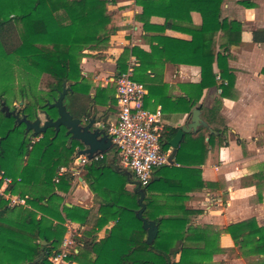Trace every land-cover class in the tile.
I'll return each instance as SVG.
<instances>
[{
  "label": "trees",
  "instance_id": "trees-1",
  "mask_svg": "<svg viewBox=\"0 0 264 264\" xmlns=\"http://www.w3.org/2000/svg\"><path fill=\"white\" fill-rule=\"evenodd\" d=\"M113 2L0 0V79L14 74L18 68L23 81L18 91L24 103L21 111L30 120L37 118L38 109L58 100L64 85L68 90L64 100L67 110L74 118L87 117L88 102L96 101L98 95L93 100L90 87L82 83L81 62L88 53L105 60L111 39L119 29V17L110 12ZM224 2L136 0L142 8L136 20L143 24L151 51L125 49L117 62L118 70L124 73L129 57L134 55L139 63L134 79L160 85L168 63L201 69V81L190 86L188 97L166 98L168 86L163 85L151 87L146 98V107L149 99L157 98L155 106L161 104L165 111L169 107L181 116L195 110L202 114L199 130L185 134L175 153L179 167L159 168L158 179H152L145 188L143 217L159 226L154 242L147 243V232L136 215L140 210L139 194L126 188L131 182L129 172L109 166L106 159L86 166L84 179L101 199L98 215L91 219V211L80 206L68 207L59 195L68 194L74 181L70 171L63 175L59 171L73 164L82 145L71 141L65 128L58 135L53 128L48 129L33 143L34 137L26 133L25 125L16 124L13 117L0 111V173L14 180L9 192L27 198L31 207L26 211L11 208L0 197V264H52L50 259L61 251L67 233L66 220L91 226L80 240L83 246L79 253L70 257L79 263L215 264L216 255L226 254L232 259H250V264H264V227L256 219L230 225L225 230L216 225H194L192 217L199 212L185 206L191 192L220 187V182L202 180L201 167L207 163L209 153L212 163H219L220 150L228 144L229 127L221 112V99L231 97L235 87L236 77L229 61L233 57L231 48L242 44L243 33L240 22L222 18ZM239 3L253 8L247 0ZM193 9L201 14L199 27L193 26ZM153 17L164 19V24H152ZM167 30L185 32L191 40L168 37ZM254 42L264 43V29L254 31ZM44 74L55 82L40 89ZM214 87L221 90L220 97L211 108H199L205 92ZM9 89L12 88L6 84L0 91V108L1 102L10 104L6 98ZM178 131L179 128L165 127L161 136L164 150L171 147ZM114 154L118 156L117 150ZM254 183L262 196L264 174L256 175ZM111 223L113 226L108 228ZM103 229L105 236L100 239L98 234ZM222 233L230 235L235 248L221 247ZM91 254L92 261L82 260Z\"/></svg>",
  "mask_w": 264,
  "mask_h": 264
},
{
  "label": "crops",
  "instance_id": "crops-1",
  "mask_svg": "<svg viewBox=\"0 0 264 264\" xmlns=\"http://www.w3.org/2000/svg\"><path fill=\"white\" fill-rule=\"evenodd\" d=\"M239 1L225 0L221 13L223 19L238 21L243 26L242 44L231 48L233 57L229 61V66L236 77L235 87L230 94L231 97L221 99L223 104L221 112L227 119L229 127L228 144L220 150L219 163H212L209 153L207 163L201 167L202 180L205 183L220 182V187L214 191L207 187L202 191L191 192L185 203L189 210L199 212L192 217L194 225H216L222 230L249 219H256L259 226L264 227V190L262 196H259L254 183L256 175L264 174V43L254 42V31L264 29V0H247L253 8H247ZM110 12L119 17L117 23L119 29L111 39V47L105 53V60L85 58L81 64L82 83L90 87L89 96L95 100L98 95L96 101L88 102L89 114L91 117L100 119L105 128L117 120L118 103L115 81L121 74L117 66L120 56L125 49L135 47L147 52L151 51L150 43L145 40L143 24L136 20V16L142 12L136 0H114L110 5ZM191 17L193 26L199 27L202 24L201 14L196 10H191ZM151 23L163 25L164 19L153 17ZM165 35L191 40V36L182 31L167 30ZM132 60H136L139 65L137 58L131 55L128 66ZM41 80L55 82L47 74H44ZM200 81V67L171 63L166 64L162 78L163 85L168 86L165 92L166 98L175 100L188 97L190 86ZM145 84L149 86V89L163 87L160 84ZM220 95L221 90L217 87L209 89L202 97L199 108H211L214 100ZM157 101V98L149 99L148 108L162 107L161 104L155 106ZM162 109L165 127L180 128L190 122L193 113L181 116L175 111L171 112L169 107L166 111L163 107ZM200 126L201 122L198 130ZM38 137L33 138V143L38 142ZM84 148L82 146L77 149V158ZM111 151L106 153L108 165L129 172L121 167L119 156H115ZM76 159L70 167L63 168L66 170L63 174L69 171L73 174L72 188L68 194L59 192V195L65 198V204L68 207L80 206L91 211V219H93L98 215L101 199L90 190L84 179L86 167L79 174H74ZM172 162L169 166L179 167L174 158ZM130 176L131 182L126 188L130 192H135L136 186L132 185L135 181L131 173ZM153 179H158V170L155 171ZM64 226L67 228L64 239L71 242L70 256L65 264H84L75 262L70 257L79 253V249L83 246L80 240L91 226H81L70 220H66ZM112 226L111 223L108 228ZM105 230L99 232L100 239L105 236ZM221 247L235 248L230 235L222 233ZM220 258L224 260V264L253 262L250 259H232L226 254H220L215 256L214 263L216 264ZM92 259H94L93 254L82 258L84 262L92 261Z\"/></svg>",
  "mask_w": 264,
  "mask_h": 264
},
{
  "label": "built area",
  "instance_id": "built-area-1",
  "mask_svg": "<svg viewBox=\"0 0 264 264\" xmlns=\"http://www.w3.org/2000/svg\"><path fill=\"white\" fill-rule=\"evenodd\" d=\"M137 66L136 60L130 61L128 69L115 81L118 115L116 122L106 127V132L112 139L113 148L118 152L121 167L132 174L141 188H147L155 171L173 163V148H162L161 136L165 131L163 109L161 106L155 109L146 107L149 86L134 79ZM41 138L42 135L38 137V141ZM105 159L106 154H95L91 158L79 156L74 174H79L87 165ZM64 171L66 170L61 169L59 175ZM13 184L11 177L0 173V197L6 199L11 208H21L24 211L31 209L27 198L17 197L9 192ZM70 244V241L63 240L61 251L50 259L52 264H65L70 256Z\"/></svg>",
  "mask_w": 264,
  "mask_h": 264
},
{
  "label": "water",
  "instance_id": "water-1",
  "mask_svg": "<svg viewBox=\"0 0 264 264\" xmlns=\"http://www.w3.org/2000/svg\"><path fill=\"white\" fill-rule=\"evenodd\" d=\"M67 93L68 90L64 85L58 100L50 105V108L57 110L58 116L56 119L51 118L44 112V120L38 115L35 120H30L20 109H11L4 102H1L0 111L5 113L7 117H13L16 124L25 125L26 133L31 134L34 138L45 134L48 129L51 128H53L56 135H58L61 129L65 128L71 141H77L85 147L79 152L80 156H88L91 158L95 154L108 153L113 149V143L111 137L106 132L104 124L100 119L91 117L90 114L85 118H74L64 104ZM200 115L199 110L193 111L190 122L181 126L176 136L171 140L170 146L173 148L171 160L174 158L185 134L198 130V126L201 122ZM127 174L130 176V173ZM132 185L136 186L135 192L140 196L138 200L140 210L137 211L136 215L137 218L143 222V228L147 232V243L151 244L158 236L159 226L154 221H148L143 217V213L146 209V205L144 204L146 189L141 188L136 182H132Z\"/></svg>",
  "mask_w": 264,
  "mask_h": 264
},
{
  "label": "rangeland",
  "instance_id": "rangeland-1",
  "mask_svg": "<svg viewBox=\"0 0 264 264\" xmlns=\"http://www.w3.org/2000/svg\"><path fill=\"white\" fill-rule=\"evenodd\" d=\"M89 55L85 58H90V59H96L95 57L91 56L93 53H88ZM91 54V55H90ZM83 58V59H85ZM83 63V60L82 62ZM14 74H11L10 76L8 75V77L4 78L3 80L0 79V91L3 89L4 85H9L12 89H9L7 95H6V98L9 100V107L11 109H22L24 106L21 105L22 101L20 100V96L18 94V91H19V88L21 87V84H22V79H21V76L19 75V72H18V68H15L14 69ZM1 81H5L3 83H1ZM51 82V81H47V80H41L40 83H39V88L40 89H47V84ZM66 105H68L69 103V100L66 99ZM44 112H46L51 118L53 119H56L58 114H57V110L54 109V108H50L49 107H46V108H43V109H38L37 111V115L42 119L44 120L45 119V116H44ZM116 151L115 148L112 149V152L111 153H114ZM214 260H215V257H214ZM216 264H224V260L223 259H219L217 261Z\"/></svg>",
  "mask_w": 264,
  "mask_h": 264
}]
</instances>
